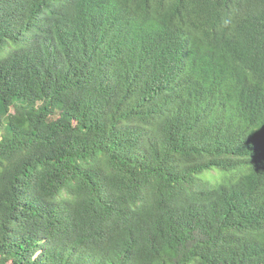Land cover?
<instances>
[{
  "label": "trees",
  "instance_id": "1",
  "mask_svg": "<svg viewBox=\"0 0 264 264\" xmlns=\"http://www.w3.org/2000/svg\"><path fill=\"white\" fill-rule=\"evenodd\" d=\"M0 264H264V0H0Z\"/></svg>",
  "mask_w": 264,
  "mask_h": 264
},
{
  "label": "rangeland",
  "instance_id": "2",
  "mask_svg": "<svg viewBox=\"0 0 264 264\" xmlns=\"http://www.w3.org/2000/svg\"><path fill=\"white\" fill-rule=\"evenodd\" d=\"M210 170H207V171H205V172H203L202 174H201V176L203 177V178H210ZM218 176H220V174L218 175Z\"/></svg>",
  "mask_w": 264,
  "mask_h": 264
}]
</instances>
